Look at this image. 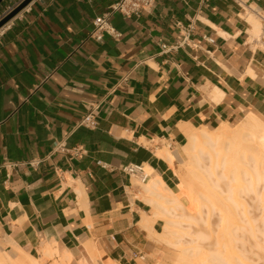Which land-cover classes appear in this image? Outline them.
Returning <instances> with one entry per match:
<instances>
[{
	"label": "crops",
	"instance_id": "obj_1",
	"mask_svg": "<svg viewBox=\"0 0 264 264\" xmlns=\"http://www.w3.org/2000/svg\"><path fill=\"white\" fill-rule=\"evenodd\" d=\"M116 2L34 0L0 35L6 249L12 240L39 258L49 243L65 264L162 262L167 208L151 181L179 195L191 132L264 119V31L249 20L264 0H158L139 17L112 16L120 38H91ZM162 42L180 47L162 52ZM93 107L97 129L79 126ZM167 147L173 166L157 156ZM131 165L148 166L149 180Z\"/></svg>",
	"mask_w": 264,
	"mask_h": 264
},
{
	"label": "bare ground",
	"instance_id": "obj_2",
	"mask_svg": "<svg viewBox=\"0 0 264 264\" xmlns=\"http://www.w3.org/2000/svg\"><path fill=\"white\" fill-rule=\"evenodd\" d=\"M252 11L249 20L254 27L253 33L260 36L264 31V27L255 13L259 10L255 8ZM182 151L184 158L179 157L182 168L176 171L180 178L179 195L166 188L161 178L152 180L147 187L153 196L156 195L155 197L168 206L169 209L166 210L167 215L165 217L171 215L179 219L190 218L192 213L196 211V205L199 207L198 209H202L201 205L204 202H210L214 206L233 199L238 200L237 197L234 198V193L232 194L223 187V177L216 171L222 165L231 168L237 179L242 173H245L249 186L244 187L243 191L248 196L253 192L255 199H252L254 196L250 199L253 201L259 199L258 202L264 204L263 194L261 198L259 195L261 193L256 192L257 183L264 181V121L258 116L248 115L235 127H230L225 123L213 130L207 128L196 129L188 135V141ZM157 156L168 161L171 166L174 165L177 159V156L168 147L157 150ZM202 159L207 163L200 167L199 164ZM146 169L151 171L148 166H146ZM224 184L230 187L231 183L226 182ZM182 198L188 199L189 206L182 202ZM200 211L202 213V210ZM169 225H174V222L170 221ZM172 233L173 235L176 234L174 230H171ZM11 241L8 243L10 245L9 249L5 248L7 242L0 247V264H41L44 259L55 257L58 253L51 244L46 243L39 249L40 257L36 258L25 252L20 246L12 243L14 241ZM84 247L94 260L99 259V252H96L89 244ZM202 248L204 247L193 248L192 252L187 255L183 253L185 255L180 256L178 262L175 263L206 264L208 260L217 263L223 261L222 258L219 259L221 256H218L217 253L218 257L214 255L212 259H209L204 252L198 256V251H201ZM218 253L221 255V252L218 251ZM60 259L58 264H65L68 261L66 256H62Z\"/></svg>",
	"mask_w": 264,
	"mask_h": 264
},
{
	"label": "rangeland",
	"instance_id": "obj_3",
	"mask_svg": "<svg viewBox=\"0 0 264 264\" xmlns=\"http://www.w3.org/2000/svg\"><path fill=\"white\" fill-rule=\"evenodd\" d=\"M181 157H183L182 150ZM205 163L207 162L202 159L199 166ZM180 168H182L181 163L178 169ZM216 171L223 177L222 182L231 183L230 187L223 183V187L234 193V198L237 197L238 200L233 199L214 206L210 202H204L201 205L202 209H198L196 205V211L190 218L179 219L171 215L167 216V226L160 238L165 243L168 253L166 258L158 264H176L180 256L187 255L193 248L202 246L204 248L198 251V256L204 252L209 259L215 255L221 256L219 259L223 260L221 263L208 260L206 264H264V204L258 202L259 199H256L257 201L250 199L253 196L252 199H255L253 192L250 191L251 195L248 196L243 191L244 187L249 186L245 173L237 179L234 171L227 166L222 165ZM257 184L256 192L261 193L259 194L261 198L263 194L264 199V181ZM184 204L189 206L188 199L184 200ZM165 207L169 209L167 205ZM170 221L174 222V225H169ZM171 230H174L176 234H171ZM1 245L5 243L1 242L0 247ZM55 257L46 258L41 264H58Z\"/></svg>",
	"mask_w": 264,
	"mask_h": 264
},
{
	"label": "built area",
	"instance_id": "obj_4",
	"mask_svg": "<svg viewBox=\"0 0 264 264\" xmlns=\"http://www.w3.org/2000/svg\"><path fill=\"white\" fill-rule=\"evenodd\" d=\"M26 0H5L0 5V22L13 13L19 6H21ZM158 0H118L113 4L109 10L103 15L95 19L94 29L91 32L90 37L101 41L105 36H111L115 39L121 37V34L112 26L110 19L116 14H120L126 18L139 17L143 13L151 10ZM32 4V3H31ZM30 4V5H31ZM30 5H28L23 11H25ZM251 7V6H250ZM259 9V8H258ZM245 10V9H244ZM22 11V12H23ZM20 12L10 22L4 25L0 29V35L8 28V26L22 13ZM246 12V10H245ZM257 16L264 23V12L261 10L255 12ZM212 41V40H211ZM180 45L168 46L164 42L161 43L162 52H171L179 49ZM98 108L93 107L90 112L84 115L79 121V126L86 127L92 130L97 129L98 122L95 112ZM61 148V147H59ZM63 148V146H62ZM126 170L133 175L138 176L141 183H146L149 180L150 173L142 165H131Z\"/></svg>",
	"mask_w": 264,
	"mask_h": 264
},
{
	"label": "water",
	"instance_id": "obj_5",
	"mask_svg": "<svg viewBox=\"0 0 264 264\" xmlns=\"http://www.w3.org/2000/svg\"><path fill=\"white\" fill-rule=\"evenodd\" d=\"M5 0H0V5ZM34 0H26L21 6H19L13 13L6 17L3 21L0 22V29L10 22L14 17H16L20 12H22L28 5H30Z\"/></svg>",
	"mask_w": 264,
	"mask_h": 264
},
{
	"label": "trees",
	"instance_id": "obj_6",
	"mask_svg": "<svg viewBox=\"0 0 264 264\" xmlns=\"http://www.w3.org/2000/svg\"><path fill=\"white\" fill-rule=\"evenodd\" d=\"M259 118H261L264 121V119L262 117L259 116Z\"/></svg>",
	"mask_w": 264,
	"mask_h": 264
}]
</instances>
